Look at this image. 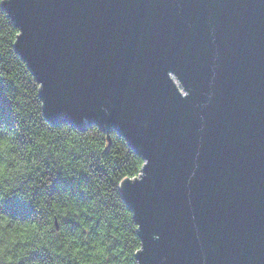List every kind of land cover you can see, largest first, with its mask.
<instances>
[{
  "label": "water",
  "instance_id": "1",
  "mask_svg": "<svg viewBox=\"0 0 264 264\" xmlns=\"http://www.w3.org/2000/svg\"><path fill=\"white\" fill-rule=\"evenodd\" d=\"M45 119L114 130L136 264H264V0H2Z\"/></svg>",
  "mask_w": 264,
  "mask_h": 264
},
{
  "label": "trees",
  "instance_id": "2",
  "mask_svg": "<svg viewBox=\"0 0 264 264\" xmlns=\"http://www.w3.org/2000/svg\"><path fill=\"white\" fill-rule=\"evenodd\" d=\"M0 0V260L7 264H136L141 242L119 192L141 156L114 130L45 119L39 84L13 43Z\"/></svg>",
  "mask_w": 264,
  "mask_h": 264
},
{
  "label": "clouds",
  "instance_id": "3",
  "mask_svg": "<svg viewBox=\"0 0 264 264\" xmlns=\"http://www.w3.org/2000/svg\"><path fill=\"white\" fill-rule=\"evenodd\" d=\"M7 147H8L7 140L4 138H0V151H3ZM3 174H4V165L0 164V176H3ZM0 215H2V214H0ZM4 223H5V221L3 219H0V226H2ZM2 235L3 234L0 233V236H2ZM3 252H4V247L0 246V257L3 256ZM0 264H7V262L0 260Z\"/></svg>",
  "mask_w": 264,
  "mask_h": 264
}]
</instances>
